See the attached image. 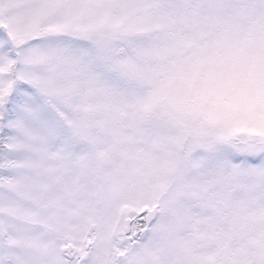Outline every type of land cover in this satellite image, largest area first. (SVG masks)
<instances>
[{
	"label": "snow or ice",
	"instance_id": "6c2138e0",
	"mask_svg": "<svg viewBox=\"0 0 264 264\" xmlns=\"http://www.w3.org/2000/svg\"><path fill=\"white\" fill-rule=\"evenodd\" d=\"M0 264H264V0H0Z\"/></svg>",
	"mask_w": 264,
	"mask_h": 264
}]
</instances>
